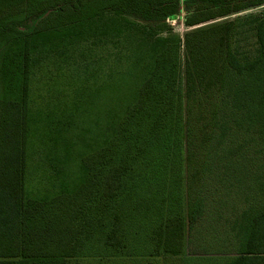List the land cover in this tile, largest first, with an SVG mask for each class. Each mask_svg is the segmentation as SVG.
<instances>
[{"label":"trees","instance_id":"1","mask_svg":"<svg viewBox=\"0 0 264 264\" xmlns=\"http://www.w3.org/2000/svg\"><path fill=\"white\" fill-rule=\"evenodd\" d=\"M40 1L0 0V14L19 8L0 18V264H68L100 222L119 220L112 205L140 160L147 168L169 167L185 190L188 239L184 219L170 218L158 225L157 254L178 256L212 210L232 236L222 228L211 240L199 233L204 250L228 245L234 255L222 264H264V11L204 26L216 17L211 11L186 18L193 29L184 35L183 61L172 59L168 48L157 55L105 150L80 159L87 174L75 191L40 201L24 197L30 38L42 33L51 43L54 32L105 14L173 19L180 0H51L39 8ZM191 1L182 3L189 7ZM263 4L227 6L219 15ZM75 151L67 149L63 159L66 181L82 172L68 167ZM96 157L105 160L102 174L93 168ZM226 212L230 222L222 221ZM116 230L108 234L110 242ZM110 242L108 249L120 253L123 246Z\"/></svg>","mask_w":264,"mask_h":264},{"label":"rangeland","instance_id":"2","mask_svg":"<svg viewBox=\"0 0 264 264\" xmlns=\"http://www.w3.org/2000/svg\"><path fill=\"white\" fill-rule=\"evenodd\" d=\"M50 1L41 0L39 8L48 7ZM250 1L253 0H217L219 4H215L192 0L189 7H185L181 0L175 17L170 20L146 22L137 15L105 14L81 22L64 34L54 32L57 35L53 38L57 40L51 43L42 40V33L31 37L25 199L44 201L75 191L87 174L80 166V159L105 150L121 119L135 104L141 85L153 71L156 56L168 48L172 59L179 57L183 61L184 35L193 29L185 25L186 18L199 9L211 11L216 17L200 25L204 26L264 11L263 4L219 15L227 6L242 7ZM18 10L5 8L0 18ZM53 19L52 16L49 20ZM73 148L77 151L76 159L74 165L68 167L82 171L74 182L71 178L66 181L63 173V169L68 170L63 163L66 150L73 155ZM104 163V159L96 157L94 170L102 174ZM131 170L130 181L112 205L119 220L100 222L99 228L92 230L96 231L95 236L83 238L76 257L69 259L68 264H222L234 255L228 245L218 252H206V242L199 241V233L211 240V233L222 228L212 210L206 212L197 238H192V243L184 240L178 256L157 254L158 225L170 218L184 219V239H188L184 185L182 187L180 175H174L169 167L147 168L140 160ZM231 219L232 213L226 212L222 221ZM116 228L118 237L110 242L108 234ZM220 232L232 236L226 227ZM107 242L123 246L118 248L120 253L109 250Z\"/></svg>","mask_w":264,"mask_h":264},{"label":"flooded vegetation","instance_id":"3","mask_svg":"<svg viewBox=\"0 0 264 264\" xmlns=\"http://www.w3.org/2000/svg\"><path fill=\"white\" fill-rule=\"evenodd\" d=\"M181 1V0H180ZM180 3V2H179ZM177 10H178V8H177ZM167 20H170V19H167Z\"/></svg>","mask_w":264,"mask_h":264}]
</instances>
